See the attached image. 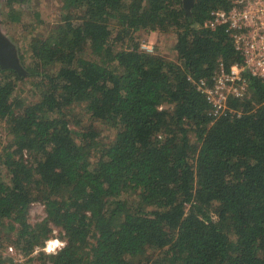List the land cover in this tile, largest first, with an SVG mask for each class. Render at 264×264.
Listing matches in <instances>:
<instances>
[{
	"label": "trees",
	"instance_id": "16d2710c",
	"mask_svg": "<svg viewBox=\"0 0 264 264\" xmlns=\"http://www.w3.org/2000/svg\"><path fill=\"white\" fill-rule=\"evenodd\" d=\"M15 4L2 26L23 24ZM231 7L61 0L21 54L28 75L0 67V250L26 259L0 264H264V81L248 77L220 118L196 85L243 63L204 26ZM139 32L174 34V58L143 51ZM26 80L34 99L19 95ZM34 204L46 214L35 224ZM54 228L65 247L34 255Z\"/></svg>",
	"mask_w": 264,
	"mask_h": 264
},
{
	"label": "built area",
	"instance_id": "2783aa9c",
	"mask_svg": "<svg viewBox=\"0 0 264 264\" xmlns=\"http://www.w3.org/2000/svg\"><path fill=\"white\" fill-rule=\"evenodd\" d=\"M231 2L229 11H213L204 25L212 31L223 29L243 58L242 64L234 65L230 70L221 63L211 83L206 80L196 83L211 105L215 118L235 114L229 102L247 95L248 77L264 81V0ZM143 49L148 53L153 52L146 45ZM9 251L14 250L9 248Z\"/></svg>",
	"mask_w": 264,
	"mask_h": 264
},
{
	"label": "rangeland",
	"instance_id": "374dc122",
	"mask_svg": "<svg viewBox=\"0 0 264 264\" xmlns=\"http://www.w3.org/2000/svg\"><path fill=\"white\" fill-rule=\"evenodd\" d=\"M22 4L19 6V9L23 12V24L20 25H7L2 26V30L5 27L4 33L14 42L16 45L18 52H19V58L21 59V54L24 52L25 46L28 44V42L31 40L33 36H36L40 33L47 32L52 26L53 23L57 22L60 19L59 13V7L61 6V0H27L25 3H23L24 0H20ZM6 2L2 1L0 3V21L2 18V14L4 12H7L9 9L6 7ZM16 7L17 4H15ZM39 12L41 14V19L43 20V24L38 25L37 21L35 20V14ZM1 24V22H0ZM38 25V27H35ZM25 27L26 31H23V27ZM33 31V32H32ZM137 39V42L141 44V49H143V46L146 45L147 48L152 49L153 52L149 54H159L168 58H174V45L176 43V36L174 34H149L146 32H139L135 36ZM147 52V51H145ZM148 53V52H147ZM22 62V60H21ZM32 83L29 80H26L24 83L20 82V88H19V95L24 98L32 99ZM34 99V98H33ZM84 116V115H82ZM85 120L89 123L87 120V117H85ZM113 131L111 129H101L100 130V137L99 141L103 142L104 144L109 143L114 138ZM2 139L3 143L7 144L8 138L5 130L2 131ZM46 217L45 209L41 204H34L32 205L30 209V219L32 223H36L38 221H42ZM50 239H59L63 241L62 239V233L59 229L54 228V232L51 235ZM49 239V240H50ZM66 245V244H65ZM12 245L5 244V248L0 250V254H2L4 257H6V260L14 259L16 262H25L26 259H24L23 254L19 252L18 250L13 248V252L9 251V248ZM65 247V246H64ZM63 247V248H64ZM43 250H37L34 255L39 253Z\"/></svg>",
	"mask_w": 264,
	"mask_h": 264
},
{
	"label": "water",
	"instance_id": "95a60500",
	"mask_svg": "<svg viewBox=\"0 0 264 264\" xmlns=\"http://www.w3.org/2000/svg\"><path fill=\"white\" fill-rule=\"evenodd\" d=\"M5 0H0V3ZM194 5V0H184L186 11L191 14ZM0 67L2 70H15L20 77L27 76L19 52L14 42L3 32L0 24Z\"/></svg>",
	"mask_w": 264,
	"mask_h": 264
},
{
	"label": "clouds",
	"instance_id": "9594fccd",
	"mask_svg": "<svg viewBox=\"0 0 264 264\" xmlns=\"http://www.w3.org/2000/svg\"><path fill=\"white\" fill-rule=\"evenodd\" d=\"M64 246L65 242L59 239H50L45 241V246L42 250L48 255H55L59 250H62Z\"/></svg>",
	"mask_w": 264,
	"mask_h": 264
}]
</instances>
